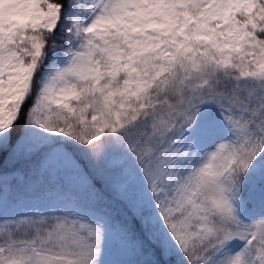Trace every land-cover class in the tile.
Segmentation results:
<instances>
[{
    "label": "snow or ice",
    "instance_id": "1",
    "mask_svg": "<svg viewBox=\"0 0 264 264\" xmlns=\"http://www.w3.org/2000/svg\"><path fill=\"white\" fill-rule=\"evenodd\" d=\"M0 264H264V0H0Z\"/></svg>",
    "mask_w": 264,
    "mask_h": 264
},
{
    "label": "trees",
    "instance_id": "2",
    "mask_svg": "<svg viewBox=\"0 0 264 264\" xmlns=\"http://www.w3.org/2000/svg\"><path fill=\"white\" fill-rule=\"evenodd\" d=\"M18 128H19V125L17 126V130H18ZM13 135H14V137H15V135H16L15 131H14V134H13Z\"/></svg>",
    "mask_w": 264,
    "mask_h": 264
}]
</instances>
